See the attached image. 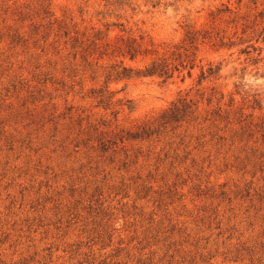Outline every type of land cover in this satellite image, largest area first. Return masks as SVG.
<instances>
[{
	"label": "rangeland",
	"instance_id": "obj_1",
	"mask_svg": "<svg viewBox=\"0 0 264 264\" xmlns=\"http://www.w3.org/2000/svg\"><path fill=\"white\" fill-rule=\"evenodd\" d=\"M0 264H264V0H0Z\"/></svg>",
	"mask_w": 264,
	"mask_h": 264
},
{
	"label": "trees",
	"instance_id": "obj_2",
	"mask_svg": "<svg viewBox=\"0 0 264 264\" xmlns=\"http://www.w3.org/2000/svg\"><path fill=\"white\" fill-rule=\"evenodd\" d=\"M209 37V34L203 33L200 30L189 28L186 31L182 44L169 56H156L151 59L145 67H134L126 64H119L108 70L109 78H131L134 76H159L166 82L173 78L177 71L182 72L187 67L191 68L195 65V55L199 48V44ZM143 43L138 41L134 36H129L124 50V55L130 56L131 59H136L138 56L147 53ZM220 67L210 68V74L218 71ZM209 74V75H210ZM208 75L205 71L202 72V78ZM189 107V101L185 98L181 99V105L177 102L172 106L176 119H181L186 114V109Z\"/></svg>",
	"mask_w": 264,
	"mask_h": 264
}]
</instances>
